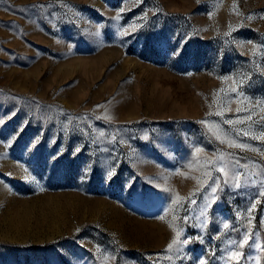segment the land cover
<instances>
[{
  "label": "rangeland",
  "instance_id": "374dc122",
  "mask_svg": "<svg viewBox=\"0 0 264 264\" xmlns=\"http://www.w3.org/2000/svg\"><path fill=\"white\" fill-rule=\"evenodd\" d=\"M260 193L264 0H0V264H264Z\"/></svg>",
  "mask_w": 264,
  "mask_h": 264
},
{
  "label": "snow or ice",
  "instance_id": "6c2138e0",
  "mask_svg": "<svg viewBox=\"0 0 264 264\" xmlns=\"http://www.w3.org/2000/svg\"><path fill=\"white\" fill-rule=\"evenodd\" d=\"M242 82H243V81H241V83H242ZM232 91H233V92H236L237 89H236V88H233ZM239 110H240V109H237V111H239ZM227 123H232V121L229 120V121H227ZM245 135H247V133H245ZM196 151H197V152H200L201 149L198 148V149H196ZM218 171H220V172H225V169H224L223 167H221V168L218 169ZM225 174L227 175V173H225ZM241 176H242V173H238V174H236V176H235V183H234V186H235L236 188H240V187H241V183H240V177H241ZM212 190H213V192L216 191L215 188H213ZM260 195H264V193H260ZM253 207H255V205H253ZM161 218H163V217H161ZM177 235L179 236V233H177ZM187 242H188L187 240L182 241V243H187ZM247 242H248L247 237L243 238L242 241H241V243H239V244L236 245V248H237V249L242 248L243 245H244L245 243H247ZM176 243H177V241H176V240H173L172 243L169 244L168 247L171 248V247L173 246V244H176ZM240 255H241V253H240L239 251H237V250H233V251H231V252L229 253V258H230V260H233V259L236 260V264H239V258H240ZM200 264H204V261H201Z\"/></svg>",
  "mask_w": 264,
  "mask_h": 264
}]
</instances>
